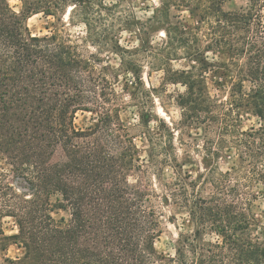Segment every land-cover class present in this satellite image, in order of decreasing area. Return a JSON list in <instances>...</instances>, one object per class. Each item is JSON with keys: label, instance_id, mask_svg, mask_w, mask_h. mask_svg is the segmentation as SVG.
Returning <instances> with one entry per match:
<instances>
[{"label": "trees", "instance_id": "obj_1", "mask_svg": "<svg viewBox=\"0 0 264 264\" xmlns=\"http://www.w3.org/2000/svg\"><path fill=\"white\" fill-rule=\"evenodd\" d=\"M106 1L20 0L17 13L0 0V158L27 182L22 194L0 186V223L16 219L11 239L25 248V264H264V222L250 209L253 188L264 199V0L235 12L222 10L226 0H159L145 19L124 0ZM181 9L196 18L193 26L170 21L171 10ZM38 14L68 16L84 36H33L26 23ZM122 32L136 46H123ZM106 52L119 67L103 62ZM210 52L225 61L209 62ZM182 60L186 69H172ZM144 67L148 76L164 73L162 87L145 88ZM124 75L146 159L120 119L126 103L114 87ZM166 84L185 89L176 98V127L217 134L194 179L183 168L190 159L179 160L174 128L163 120L150 127L158 121L153 96ZM243 113L257 125L240 130ZM79 114L91 115L87 127L76 126ZM57 151L65 168L51 177L46 166ZM55 211L68 218L53 219ZM177 214L193 230L178 234L173 255L158 254L163 223ZM0 239H9L1 226Z\"/></svg>", "mask_w": 264, "mask_h": 264}, {"label": "rangeland", "instance_id": "obj_2", "mask_svg": "<svg viewBox=\"0 0 264 264\" xmlns=\"http://www.w3.org/2000/svg\"><path fill=\"white\" fill-rule=\"evenodd\" d=\"M117 0H107V3L115 2ZM11 8L15 12H20L21 2L20 0H8ZM123 6L130 9L137 17L139 18H148L152 16L153 11L160 6L159 0H124ZM248 5V0H226L222 5V10L225 12H235L241 9L246 8ZM264 15V13H263ZM68 16H65L62 21H58L55 18L46 17L42 14L33 15L27 20V27L29 32L33 36H46L51 35L52 33H61L66 36H70L73 40L84 36V27L82 25L70 26L67 23ZM170 21L173 24L177 22L188 24L193 26L196 18L191 14L187 9L181 10H171L170 12ZM64 25V26H63ZM163 37V32H160L156 40ZM119 40L123 46H136V40L132 33L122 32L119 34ZM91 52H95L90 48ZM207 60L209 62H219L225 61L226 57L223 54L218 52H210L207 55ZM101 58L104 63L112 68L119 67L118 57L110 52H106L101 55ZM186 61H176L172 62L171 67L174 70H182L187 68ZM147 68L143 69L142 81L146 89L150 88H160L163 84L164 73L160 72H151L150 76L147 75ZM125 78L130 79V75H124L119 77V82L115 85V90L122 95L124 102L126 103L125 109H122L120 112V119L124 124L130 128V133L135 138V143L140 149L139 157L141 159H146V145L143 142V139L139 136L142 130V127L138 126V114L136 109L133 108L130 104L129 95L124 93L125 87ZM131 90V88H130ZM185 89L180 85L166 84L158 94L153 96V112L157 116V122H151V129L155 130L156 127H160L159 120H163L171 128L175 130V141L174 145L179 154V160L182 158H189V162L184 165V171L189 173L194 179L197 173L202 168V159L205 156L204 145L206 142L211 140H216V133H207L204 126L199 127H181L176 125L179 124L180 110L176 105V98L178 94H181ZM218 91L211 89L212 94H216ZM225 94L220 92L219 97H223ZM91 123L90 114H79L76 117L75 124L78 128L87 127ZM257 125V119L249 114L243 113L240 118L239 129L244 131L248 130L252 126ZM65 168V159L60 151H57L56 154L51 158L49 163L46 166L47 172L51 177H56L64 171ZM221 168H228V164H225L224 161H221ZM4 174V182H0V186H9L16 194H22L23 190L21 187L27 186V182H24L22 178L15 177L11 168L5 164V162L0 158V175ZM152 178V174L149 176ZM172 171L168 168L164 169L162 178L164 180H170L173 178ZM138 180V174L132 172L128 178L130 183H134ZM156 182V181H154ZM210 187L206 186V190ZM261 189L260 186L253 188L252 192L257 196L256 199L251 201V214L255 219L264 222V199L258 195V191ZM177 214L176 221L171 220V218H166L162 226V234L155 241V249L158 254L163 255H173L176 249V241L179 233H189L193 230V226L187 221L186 215L184 216ZM52 218L55 220H60V218H68V214L63 211H55L51 214ZM169 217L167 212L166 217ZM186 221H183V219ZM3 236L9 239L1 240L0 239V264H25V254L26 250L18 240L11 239L12 236H16L19 233V229L16 223V219L11 217H4L0 223ZM252 236L256 234V231H252Z\"/></svg>", "mask_w": 264, "mask_h": 264}]
</instances>
